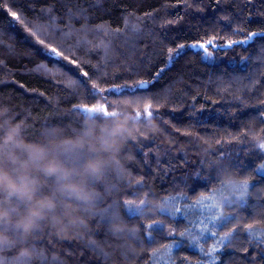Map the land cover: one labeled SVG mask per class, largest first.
<instances>
[{
	"label": "trees",
	"instance_id": "obj_1",
	"mask_svg": "<svg viewBox=\"0 0 264 264\" xmlns=\"http://www.w3.org/2000/svg\"><path fill=\"white\" fill-rule=\"evenodd\" d=\"M51 2L0 0V138L15 127L23 142L75 169L91 200L62 196L55 177L33 171L40 194L54 195L57 207L27 235L0 220L8 240L2 264H196L207 258L194 245L207 250L221 238L218 264H264V155L253 144L264 132V34L220 47L225 37L264 32V0H76L87 9L88 26L68 43L80 41L74 50L84 62L61 60L64 71L55 77L37 71L51 61L8 10L31 19ZM53 11L64 14L63 0ZM73 23L80 29L83 21ZM214 36L210 57L185 47L155 77L165 56L154 53ZM82 72L104 89L148 84L135 94L105 91L93 99L66 86L76 78L90 86ZM85 103L95 110L76 107ZM148 103L151 116L143 111ZM116 117L128 129L118 149L94 151L88 129L98 133ZM7 150L0 139V155ZM93 158L101 160L99 173L83 174ZM0 208L14 222L26 205L0 191ZM66 211L77 222L61 232L53 217L68 224Z\"/></svg>",
	"mask_w": 264,
	"mask_h": 264
},
{
	"label": "clouds",
	"instance_id": "obj_2",
	"mask_svg": "<svg viewBox=\"0 0 264 264\" xmlns=\"http://www.w3.org/2000/svg\"><path fill=\"white\" fill-rule=\"evenodd\" d=\"M127 131L124 120L116 117L109 125L101 127L98 133L95 126L90 127L86 137L92 143L94 151L113 152L118 149ZM255 138L259 144H264V136L257 134ZM0 139L8 146V150L0 155V191L15 196L26 205L24 213L14 222L11 213L7 209L0 208V220L14 223L16 229L27 235L37 227L39 220L44 219L56 209L57 201L54 195L40 194V180L32 175L33 171L44 177H55L58 184L57 191L62 196L74 197L85 203L91 200V193L83 183L75 179L78 175L75 169L66 167L57 158L50 156L44 147L31 146L23 142L19 139V132L15 127L10 128ZM17 148L27 154V159L22 160L17 156L13 150ZM100 169L99 158L89 159L83 165V174L95 175ZM66 208H71V205H66ZM65 214L69 216L68 224H64L59 217H53L54 226H58L61 232L77 222L70 211H66ZM7 242V237L0 233V249ZM0 264H2V258H0Z\"/></svg>",
	"mask_w": 264,
	"mask_h": 264
},
{
	"label": "snow or ice",
	"instance_id": "obj_3",
	"mask_svg": "<svg viewBox=\"0 0 264 264\" xmlns=\"http://www.w3.org/2000/svg\"><path fill=\"white\" fill-rule=\"evenodd\" d=\"M57 2H60V0H52V2L47 7H42L40 9L39 14L32 17L31 19L24 18L21 14L17 13L16 11H11V9H8L11 12L14 21L22 23L25 26L29 36L34 38V43L41 46V50L51 61V66H49V64H41L37 67V71H43L44 73H46L51 77L60 75L64 71V69L60 64L61 60L67 61L69 64L76 65L77 67H79L80 64L84 62L77 56V53L74 50V48L79 46L80 41L77 40L74 44H69L68 41H70L72 37L76 35L79 31L84 30L88 26L87 9H85L82 5L76 3V0H63L64 14L59 16L56 15L53 11L55 3ZM91 2L93 4H100L102 3V0H91ZM222 2L223 0H217V3H222ZM253 2L254 0H245V3H253ZM144 16L146 18L151 17L152 13L151 12L145 13ZM77 19L83 21L80 29H77L73 23V21ZM61 21H63V23H60ZM176 22L178 21L168 20L166 21V24H173ZM132 30L134 32L139 31V29L135 25L133 26ZM237 31H242V29H237ZM262 34H264V32L247 31L244 36V39L241 40L225 37L223 39L226 40V44H222L220 45V47L244 45L247 44L249 41H253V39L256 36ZM215 39L216 37L214 36L213 38L207 39L204 42H200L198 40L197 42L191 45H185L183 43H180L175 45V47H168L166 53H164L163 51L159 53H154V55L165 56V65L158 69V71L155 73V77L158 78L165 71L167 67H170L171 64L174 62V60L178 59L179 56L183 54V49H185V47L198 48L202 50L207 57H210L212 53L209 52L207 46H214ZM82 75L83 77H88L90 80H92L90 86H89V80L79 79V78L72 80L66 86L70 88L76 86L82 87L87 91L88 95L93 99L99 93L105 91L109 93H115L118 91H128L131 94H135L138 91L144 89L148 84L147 81H140L135 86L123 85L120 86L119 88L104 89L99 87L96 80L89 77L88 72H82ZM93 75H96V73H93ZM76 107L80 111L95 110V106L93 104H86V103L79 104ZM110 107H111L110 104L107 103L104 104L105 112H107L108 108ZM152 107L153 105L151 103L145 105L143 111L147 116L152 115V111H151ZM156 107L159 108V105H156ZM136 112L137 115H141L139 109H137ZM260 147L264 148V144H261ZM262 167H264V165H262ZM225 243L226 241L223 238H221L216 244L212 245L207 250H205L202 246L194 245L199 249L202 256L207 258L206 261L205 260L197 261L196 264H218L219 258L217 256V253L221 251ZM172 248H173L172 244H169L167 246V252L169 254H171ZM184 261L186 262V264H191V262L186 261V258H184ZM170 264H175V261L172 260Z\"/></svg>",
	"mask_w": 264,
	"mask_h": 264
},
{
	"label": "rangeland",
	"instance_id": "obj_4",
	"mask_svg": "<svg viewBox=\"0 0 264 264\" xmlns=\"http://www.w3.org/2000/svg\"><path fill=\"white\" fill-rule=\"evenodd\" d=\"M225 44H226V43H225ZM261 135L264 136V132H263ZM252 142H253V141H252ZM254 143H255V151H256V152H259V153H262V154L264 155V148H261V147H260L261 144H259L258 140L254 141L253 144H254ZM249 150H250V149H249ZM249 150H248V151H249ZM255 151H254V149L250 150V152H252V153L255 152ZM164 153H165V150H164ZM159 154H160V153H158L157 156H155V157H157V159L161 157ZM158 155H159V156H158Z\"/></svg>",
	"mask_w": 264,
	"mask_h": 264
}]
</instances>
